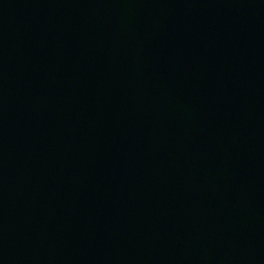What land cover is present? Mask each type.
<instances>
[{
	"label": "water",
	"instance_id": "water-1",
	"mask_svg": "<svg viewBox=\"0 0 264 264\" xmlns=\"http://www.w3.org/2000/svg\"><path fill=\"white\" fill-rule=\"evenodd\" d=\"M0 264H264V0H0Z\"/></svg>",
	"mask_w": 264,
	"mask_h": 264
}]
</instances>
